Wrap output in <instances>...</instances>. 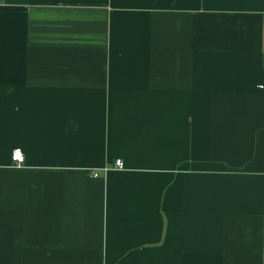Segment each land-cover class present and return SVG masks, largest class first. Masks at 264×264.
<instances>
[{"label":"crops","instance_id":"obj_1","mask_svg":"<svg viewBox=\"0 0 264 264\" xmlns=\"http://www.w3.org/2000/svg\"><path fill=\"white\" fill-rule=\"evenodd\" d=\"M0 264H264V0H0Z\"/></svg>","mask_w":264,"mask_h":264},{"label":"built area","instance_id":"obj_2","mask_svg":"<svg viewBox=\"0 0 264 264\" xmlns=\"http://www.w3.org/2000/svg\"><path fill=\"white\" fill-rule=\"evenodd\" d=\"M12 161L15 163L16 166L20 167L22 166L26 161V156L21 148H16L12 152ZM116 169L123 170L125 169V163L123 160H117L115 162ZM106 171L109 170L108 168L105 169ZM95 177H98L97 173H94Z\"/></svg>","mask_w":264,"mask_h":264}]
</instances>
